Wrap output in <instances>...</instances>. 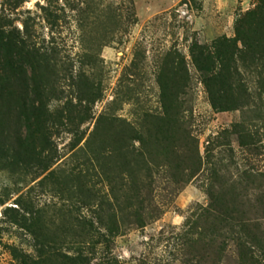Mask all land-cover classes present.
Returning a JSON list of instances; mask_svg holds the SVG:
<instances>
[{
    "label": "rangeland",
    "instance_id": "obj_1",
    "mask_svg": "<svg viewBox=\"0 0 264 264\" xmlns=\"http://www.w3.org/2000/svg\"><path fill=\"white\" fill-rule=\"evenodd\" d=\"M14 1L1 22L48 53L51 144L0 155V264H237L208 193L259 215L264 71L241 69L249 100L216 111L190 46L234 37L256 1Z\"/></svg>",
    "mask_w": 264,
    "mask_h": 264
},
{
    "label": "trees",
    "instance_id": "obj_2",
    "mask_svg": "<svg viewBox=\"0 0 264 264\" xmlns=\"http://www.w3.org/2000/svg\"><path fill=\"white\" fill-rule=\"evenodd\" d=\"M23 1L15 0L13 6ZM255 1L253 9L236 19L234 37H219L209 45L193 42L190 46L192 61L200 73L210 105L216 111L234 108L241 101L249 100L241 69L264 71V0ZM10 23L0 20V155L19 164L33 157L42 162L41 152L51 144L43 100L46 85L43 80L47 76L44 73L48 66L42 70L48 53L28 40L26 24L19 29ZM237 90L242 91L239 97L235 95ZM86 99L90 101L89 97ZM253 135L241 126L238 137L244 148L255 149ZM48 165L42 164L40 170H47ZM259 175L262 189L259 199H255L261 206L258 216L250 214L249 209L235 207L233 201L217 199L208 193L207 209L213 211L218 231L228 228L237 252V264H264V174ZM197 262L188 258L184 264Z\"/></svg>",
    "mask_w": 264,
    "mask_h": 264
}]
</instances>
